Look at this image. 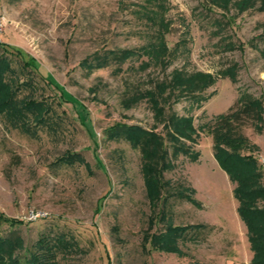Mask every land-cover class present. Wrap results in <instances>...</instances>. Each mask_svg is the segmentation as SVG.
I'll list each match as a JSON object with an SVG mask.
<instances>
[{
	"label": "rangeland",
	"instance_id": "obj_1",
	"mask_svg": "<svg viewBox=\"0 0 264 264\" xmlns=\"http://www.w3.org/2000/svg\"><path fill=\"white\" fill-rule=\"evenodd\" d=\"M261 2L230 0L224 8L165 0L167 53L118 60L113 51L155 42L158 24L144 15L156 10L151 0H0V44L30 57L34 95L55 112L34 136L0 114V214L14 222H0V235L20 236L27 254L41 234L65 233L75 245L57 254L59 264H251L235 183L214 159L206 127L245 97L263 98L264 107ZM229 66L235 81L218 75ZM195 71L217 75L200 93L206 100L172 93L176 73ZM182 118L191 121L193 141L172 138ZM119 124L140 125L159 139L133 145L109 134ZM239 126L258 161L264 111L261 123ZM182 145L199 158L190 160ZM149 172L156 197L148 193ZM162 206L173 225L201 226L176 238L178 251L161 247Z\"/></svg>",
	"mask_w": 264,
	"mask_h": 264
},
{
	"label": "trees",
	"instance_id": "obj_2",
	"mask_svg": "<svg viewBox=\"0 0 264 264\" xmlns=\"http://www.w3.org/2000/svg\"><path fill=\"white\" fill-rule=\"evenodd\" d=\"M151 1L155 3L156 10H144V15L148 20L155 21L158 24L155 42L137 49L113 51L112 54H116L114 55L115 59L123 60L134 54L145 55L147 58L153 59L167 53L168 48L163 41V35L169 29L168 22L164 17V12L167 10L165 0ZM229 1L203 0V2H208L210 5H219L224 8L227 7ZM261 3L263 7L264 0ZM15 51L16 53L0 44V114L10 126L25 134L34 136L37 134L39 127L50 123V117L55 112L52 104L47 99L38 98L34 95L36 88L35 73L32 70L34 65L30 63V57L23 59L21 50L15 48ZM108 57L109 55H104L98 57L95 61L99 63L98 66L104 65ZM12 58L17 63L16 68L12 66ZM218 75L220 77L228 76L232 81H235L236 68L234 66L226 67ZM39 78L50 83L41 74H39ZM216 80L217 75L208 72L176 73L169 87H175L176 90L172 93L176 95H189L196 102H201L206 100L207 96L200 93L213 85ZM24 89L28 92L19 97ZM263 111V98L245 97L239 104L237 103L236 108H230L228 112L217 115L214 121L206 127L212 136L214 159L218 166L227 173L229 179L235 183L233 195L238 201L237 213L247 229V237L252 251L251 264H264V182L258 161L251 153L252 149L256 147L240 132L239 125L245 119L261 123L263 121ZM182 120L186 127L177 128V125H175L173 129L175 134L172 138L177 140L181 136L193 141L191 137L194 128L191 127L190 119L182 118ZM109 134L117 138L122 137L133 145L143 140L154 142L159 139L156 133L137 124L115 125L109 130ZM181 148L184 149L190 160L196 161L199 158L198 151L183 145ZM66 159L69 160L64 161L71 162L72 157ZM148 175V181L154 182V185H149L148 193L156 197L159 193V188L156 186L157 179L152 177L153 175L150 172ZM188 200L197 203L190 196ZM165 201L162 202L163 206ZM163 206L161 210H158L156 220L164 223L165 230L158 234V238L163 249L178 251L176 238L178 236L185 238L190 229L200 228L201 226L199 224L173 225ZM0 222L14 224L2 214H0ZM74 245L73 239L65 233L41 234L34 242L33 248L27 250V254H22L26 250L24 241L20 236L0 235V264H59L56 259L57 254L62 253V255H65L72 252Z\"/></svg>",
	"mask_w": 264,
	"mask_h": 264
},
{
	"label": "built area",
	"instance_id": "obj_3",
	"mask_svg": "<svg viewBox=\"0 0 264 264\" xmlns=\"http://www.w3.org/2000/svg\"><path fill=\"white\" fill-rule=\"evenodd\" d=\"M258 159H259L258 161L260 162V164L264 165V155H260Z\"/></svg>",
	"mask_w": 264,
	"mask_h": 264
}]
</instances>
